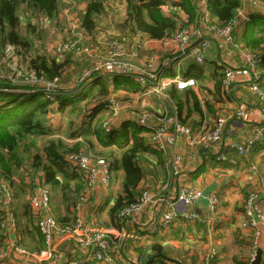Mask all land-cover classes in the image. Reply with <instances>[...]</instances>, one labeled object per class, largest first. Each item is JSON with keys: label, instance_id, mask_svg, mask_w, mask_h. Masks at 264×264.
Listing matches in <instances>:
<instances>
[{"label": "trees", "instance_id": "1", "mask_svg": "<svg viewBox=\"0 0 264 264\" xmlns=\"http://www.w3.org/2000/svg\"><path fill=\"white\" fill-rule=\"evenodd\" d=\"M63 1L0 0V61L6 47H14L23 56L24 63L28 64V71L33 72L35 79V83L14 84L10 79L0 78V177L11 182L15 191L17 182L13 183V179L24 183L26 177H32L46 186L64 209L63 216L52 210L58 225L71 226L76 217L74 205L85 181L83 175L67 162L66 157L80 153L91 156L93 153L97 158L108 162L114 177L118 171L122 172L120 190L108 211L111 226L120 230L121 225L116 215L137 201L141 192H138L140 183L149 173V167L146 166H159L166 179L168 165L162 154L147 145L150 132L138 127L135 122L121 123L118 129L113 126L110 133H105L102 129V124L111 116V111L106 109L100 113L97 107L109 106L108 101L112 98V93L116 92L126 93L129 98L123 99L122 104L128 103L142 90L139 85L104 74L93 75L92 82L78 84L75 79L80 77L81 72L97 62L92 64L88 62L89 56L75 57L72 52L49 58L45 53L41 55L34 49L37 44H40L39 49L43 46L42 32L37 23L34 24L37 20L44 18L56 23L65 7L80 6L84 11L79 17L77 29L84 36L93 37L106 5L114 0H66L69 5ZM199 2L200 0H126V18L123 23V27L127 28L125 33L140 35L156 42L168 39L179 28L198 26L203 16L198 7ZM205 2L207 22L210 25L220 26L226 23L242 8L241 0ZM259 2L264 7V0ZM236 41L244 50L261 52L264 48V15H256L246 24ZM187 63L189 66L185 75L201 86L207 80L202 68L207 63L206 60L202 64L188 60ZM79 67L78 73H74ZM224 68L217 65L209 77L215 82L213 96L216 103L222 90H225ZM258 70L264 72V55ZM46 84L54 87L46 88ZM260 86L264 89V83ZM168 92L170 104L177 107L179 123L189 124L187 126L191 128L199 127V124L191 125L187 122L193 114L200 112L202 104L196 92L190 88L178 91L175 85H171ZM204 104L205 108H211L207 102ZM50 108L61 115H67L69 119L73 116L75 119L66 122L63 127H51L48 118ZM71 126L76 129L70 130ZM60 131H63V137ZM94 147L99 148L98 152L94 153ZM94 156L91 157L95 158ZM147 157H152L155 162L146 161ZM25 160H28V165L24 164ZM20 192L22 195L26 194L24 188ZM15 214L18 224L25 227V235L17 242V246L29 252L40 253L43 249L42 239L34 228V216L29 205L23 204L21 212L15 209ZM7 231V227L0 225L1 249L6 247ZM149 251L151 264L162 263V260L172 257L170 249L163 248L158 243H153ZM158 254L161 257L155 258ZM247 254L248 252L244 253V256Z\"/></svg>", "mask_w": 264, "mask_h": 264}, {"label": "built area", "instance_id": "2", "mask_svg": "<svg viewBox=\"0 0 264 264\" xmlns=\"http://www.w3.org/2000/svg\"><path fill=\"white\" fill-rule=\"evenodd\" d=\"M205 1L200 0V8L205 4ZM242 1L252 10L260 7L264 8L259 0ZM125 2L126 0H118V5L124 6ZM202 10L205 11V9ZM42 20L49 25L53 24L47 19L42 18ZM250 21L251 17L247 16L241 8L234 18L220 26L210 25L205 19L196 27L179 28L170 38L158 42L160 51L165 55L160 64H156L152 58L145 64H141L139 62L141 60L137 59L136 55L130 56L129 60L120 58L119 45L131 44V35H134L124 34L121 39L120 37L119 39H112L114 41H111L107 59L104 62H97L81 72L82 74L77 81L78 84L86 81L92 82L93 75L115 76L139 85L142 90L138 93L137 98H140V100L152 97L160 103L165 102L167 107L170 108V114L165 113L163 116L154 117L149 113H145L136 119L138 127L150 132L148 142L151 148L162 154L168 164V176L163 186L165 190L173 185V182L180 179L184 160L178 151V138L182 136L190 145L217 144L222 140L226 124L223 118H219L213 129L203 134L198 129L179 123L177 107L170 104L167 91L171 85H175L178 91L196 87L194 79L182 78L181 70L187 60L202 64L206 60L211 41L215 42L220 56L218 66L225 67L223 85L227 88L241 74L237 71L239 69L230 65L234 55H237L240 64L245 68L244 74H247L250 78L248 82L249 92L257 99L258 103L264 104V89L260 86L264 81V72L258 70L264 54L244 50L236 42V38L240 33L239 29H243ZM134 38H144L147 49L153 42H156L140 35H134ZM37 46L39 47L40 44H37ZM79 46L80 42L78 43L77 39H64L60 45L55 47L54 57H60L66 52H72L75 56L83 55L81 52L87 53L86 50L81 51ZM136 49L140 51L137 47ZM13 56L24 63L22 61L23 56L19 52L16 53L14 47L8 46L4 50V56L1 60L11 59ZM17 73H21V71L18 70ZM23 73L24 75L30 73V75L23 76L20 74L23 78L22 83H35L32 71L24 69ZM49 85L51 84L45 86L51 89L48 87ZM108 103L109 106L97 107L99 111L106 109L111 111V116L102 124L105 133L111 132L114 121L120 113L117 100L112 97ZM253 114L254 108L247 103L240 102L237 104V119L246 120L252 117ZM151 118L156 123L151 124ZM262 136V130L258 129L254 137L249 139L244 146L233 144L231 148L238 155L246 156L256 143L262 140ZM66 160L83 175L85 181V186L74 205L76 217L71 226L58 225L52 214L51 196L46 186L39 184L32 177H26L24 182L26 201L34 216L33 225L42 239L43 249L40 253H32L17 246V242L20 240V224L15 218L18 196L14 192V185L0 177V225L8 229L6 247L0 251V264H37L42 261L56 263L62 257L65 259L64 256L58 253V248L62 243L70 240L76 254L70 260H67L65 264H120L117 256L119 255L118 246L113 235L106 230L88 225L80 213L83 207L87 205H91L94 210L100 204L102 194H106L112 180V172L108 162L103 158H92L83 153L68 155ZM217 160L225 161L226 158L221 155ZM12 182L16 183L18 181L13 179ZM158 195L148 188L143 189L135 203L117 213L116 219L121 225L119 233L122 236L133 241H141L145 237L143 234L151 239L155 234L168 231L178 221L206 227L210 224L211 218H201L194 212L179 213L173 203ZM174 200L178 205L189 207L194 206L199 201H206L212 216H216L219 206L218 197L214 192L203 194L201 191L180 184L175 189ZM241 213L243 220L239 224V228L241 231H248L250 235L247 237L248 244L246 245L248 246V254L243 262L244 264H253L257 251L262 250L264 252V246L261 247L259 243V237L264 235V194L250 191L241 207ZM131 222L132 225L138 227L134 232L129 233L127 225ZM141 262L136 264H141Z\"/></svg>", "mask_w": 264, "mask_h": 264}, {"label": "crops", "instance_id": "3", "mask_svg": "<svg viewBox=\"0 0 264 264\" xmlns=\"http://www.w3.org/2000/svg\"><path fill=\"white\" fill-rule=\"evenodd\" d=\"M241 2L243 4V12L247 16H250L251 20L256 15H264V8L260 7L252 10L245 2L243 3L242 0ZM108 7L114 8L117 12L121 11L122 15H125L126 2L124 6H119L118 0H114L108 3L106 10ZM198 7L200 8V3H198ZM202 9H205V11ZM79 11H81L82 14L84 8L81 7ZM200 12L203 14L201 17L202 21L200 22H204L205 19H208L205 4L200 8ZM203 12L206 14V17ZM102 19L103 17L101 16L98 20V24H100L99 22ZM119 29H122V27H119ZM239 30L240 35L243 29L241 28ZM148 51L149 54L154 57L152 59L156 64H160L165 58V55L159 49L158 42H153L152 45L149 46ZM261 53L264 54V48ZM231 61L230 65H232L233 68L239 69L237 71L241 74L239 78L231 82L227 88L224 86L225 90H222L220 97H218V102L216 103V99L213 96L215 94V82L210 80L209 77L220 62V56L216 43L211 41L206 56L207 63L202 65L203 74L207 80L201 85L202 87L196 84L195 88H190L196 92L202 105H200V112L193 114L187 119V122L191 125L199 124V127L194 126L193 128H198L200 131L207 132L213 129L217 119L223 118L226 124L223 130L222 140L212 145H190L182 136L179 137L178 151L184 160L180 179L173 182V185L165 190L163 186L166 179L163 176V170L158 168L159 166L156 167L154 164H150L146 166L149 167V173L147 177L141 181L138 190V192H140L148 188L152 192L159 194V197H165L167 201L173 203L179 213L194 212L201 218H211L210 224L207 227L178 221L168 231L157 234L151 239L147 238L144 234L143 236L145 237H143L141 241L126 239L119 233V230L111 226L108 214L110 207L114 204L116 194L121 187L123 177L120 171L115 174V177L112 173L111 184L106 194H102L100 197V204L95 207L94 211L91 205H87L81 210L80 213L83 215L85 223L92 227L106 230L113 235L118 246L119 255L117 256L120 264H136L140 261H142L141 264H151L152 260L149 259L151 257V252L149 249L153 243H158L163 248L170 249L169 253H172V257L162 260L164 264H172L169 263L167 259L176 260L182 264V261H184V264H244V253L248 252V248H246L248 244L247 237L250 235L248 231H241L239 228V224L243 220L241 207L250 191L264 194V104L261 105L258 103L257 99L249 92L248 82L250 78L247 74H244L245 68L240 64L239 57L234 55ZM139 62L144 64L142 60ZM188 66L189 63H185L182 67V78L189 77L184 73ZM183 74L185 76H183ZM263 83L264 81L262 84ZM167 94L169 96L168 91ZM111 96L121 103L124 102L123 99L129 98L124 92L112 93ZM132 98L137 100V97ZM137 101L144 102L142 100ZM206 102L207 105L211 106L210 109L207 107L205 108L204 103ZM240 102L247 103L250 107L254 108L252 117L246 120H239L236 118V106ZM138 106L141 107V104ZM145 109L149 110L154 117L163 116L165 113H171L170 108L167 107L165 102L160 103L154 98L150 100V104ZM101 112L102 110L100 113ZM124 122H135L137 125L136 116L132 113H126V115L123 116L119 115L114 121V126L118 129L122 125L121 123ZM150 123L154 124L156 122L151 118ZM258 129L262 130V140L256 143L248 155L240 156L231 148L233 144L244 146L249 139L254 137ZM148 140L147 145L152 149ZM152 150L155 151L154 149ZM221 155L225 156V161L217 160ZM145 159L148 162H155L152 157H147ZM17 181V189L16 191L14 190L18 196L16 210L18 209V212H21L22 205L25 203L27 204V201H25V196L20 192L25 187L24 183L18 179ZM179 184L185 185L193 190L201 191L203 194L214 192L219 201L216 216H212L206 201H199L197 204L190 207L178 205L174 199L175 189ZM50 196L53 212L63 216L64 209L60 205L58 198L52 193ZM137 227L134 224L132 225L131 222L127 225V231L132 233ZM24 235L25 227L20 223V240L23 239ZM25 239H28L27 235ZM259 243L261 247L264 246V235L259 237ZM58 253L65 258L60 264H65L67 260H70L71 257L76 254L72 241L70 240L62 243L58 248ZM156 256L155 258H157ZM162 263L154 262L153 264ZM37 264L57 263L42 261ZM260 264H264L263 251Z\"/></svg>", "mask_w": 264, "mask_h": 264}, {"label": "rangeland", "instance_id": "4", "mask_svg": "<svg viewBox=\"0 0 264 264\" xmlns=\"http://www.w3.org/2000/svg\"><path fill=\"white\" fill-rule=\"evenodd\" d=\"M63 2L67 3L69 5V3L66 2V0H64ZM107 6H108V4L106 5V8H107ZM80 8H81L80 6H76L75 8H70V5H69V7H65L60 14L59 22L53 23L51 25L47 24V22L42 20V19L34 22V24L37 23L39 31L42 32L41 35L43 36V38L41 39L43 46H41L40 49L38 46L35 47L34 49L39 51V53H41V55H43V53H45V55L49 56V58H50V57H54L55 47L60 45L64 39H68V40L69 39L70 40L77 39L78 43L80 42L79 47H80L81 51L86 50V52H87V53H85V52H81V53L83 55L88 54V56H89L88 62H90L92 64L95 62H98V63L104 62L107 59V53L109 52V46L111 45V41H114L112 39H119V37L121 39L124 37L122 35L126 34L125 31L127 30V28H124L122 26V24L125 22L126 17H125V15H122L120 10H119L120 12H117V11H115L114 8L112 9V8L108 7V9L107 10L105 9L106 11L102 15L103 19L100 20V22H99L101 25L98 24V30H96V34H94L93 37H88V36H84L82 34V32L77 29L78 25H79L78 19L81 15V11H79ZM119 27H122V29H119ZM125 38H127V37H125ZM128 39H130V38H128ZM144 40H145L144 38L135 39L134 35H131V42H132L131 44H128L126 46L119 45V51H120L119 57L124 59V60H129L130 56L133 57L136 55L137 59L142 60V63H144V64L148 60L150 61V59L154 58V57L151 54H149V51L147 49V44L145 43ZM107 47H108V49H107ZM136 47L140 51H137ZM15 56H13L11 59L5 58V59L1 60V62H0V66H1L0 78H7V79H10L14 84H21L23 82V78L20 74H22L23 76H26V75H24L23 72H24V69L25 70L27 69V71H28V64L20 62L19 59L15 58ZM75 57H77V56H75ZM75 57H73V58H75ZM79 60L82 61L83 59H79ZM79 69H80V67L74 73H78ZM18 70L21 71V73H17ZM29 75H30V73L27 74V76H29ZM76 81H78V77L75 79V82ZM1 82L2 81H0V84H1ZM48 87L53 88L54 86L49 85ZM149 98H144L142 100L144 102L137 101V100H140V98H137V100L132 99L126 104H122L121 102H119V109H118V111L120 112L119 115L123 116V115H126V113H130V114L132 113L136 116V119H137L141 114H145V113L151 114L149 112V110L145 109L150 104V100L153 99L152 97H149ZM139 104H141V107L138 106ZM48 118H49V122H50L51 127L53 125L57 126V127H63L66 122H70L71 120L75 119L74 116L71 117V119H69L67 117V115H65V114L61 115L57 111H52L51 108H50V112L48 114ZM71 129H76V128H75V126H71L70 130ZM202 133L206 134L205 131H202ZM62 135H63V131L61 132V137L64 136V135L63 136ZM42 143L43 142H41L40 145H42ZM94 149H95V151H94V153H95V152H98L99 148L94 147ZM91 156L93 157L94 154L91 153ZM94 157L97 158L98 156H94ZM26 161L28 162V160H25L24 164L28 165ZM23 196H25L24 199L26 201V199H27L26 194ZM25 201H23V202H25ZM57 206H58V203H57ZM247 248H248V246H247ZM0 251H2L1 248H0ZM174 252H176V251H174ZM174 256H177V255H174ZM62 261H63V257L60 258L56 263L60 264ZM189 263H190V260H189Z\"/></svg>", "mask_w": 264, "mask_h": 264}, {"label": "water", "instance_id": "5", "mask_svg": "<svg viewBox=\"0 0 264 264\" xmlns=\"http://www.w3.org/2000/svg\"><path fill=\"white\" fill-rule=\"evenodd\" d=\"M156 257H161V255H157ZM261 260H262V251L261 250H258L257 253H256V258H255V261L253 264H260L261 263ZM167 261L169 263H172V264H182L176 260H172V259H167Z\"/></svg>", "mask_w": 264, "mask_h": 264}]
</instances>
